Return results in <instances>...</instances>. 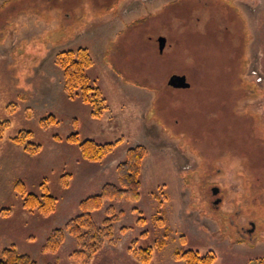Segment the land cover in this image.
<instances>
[{"label": "rangeland", "instance_id": "rangeland-1", "mask_svg": "<svg viewBox=\"0 0 264 264\" xmlns=\"http://www.w3.org/2000/svg\"><path fill=\"white\" fill-rule=\"evenodd\" d=\"M80 48L106 100L99 119L65 91L59 55ZM172 75L190 87H169ZM1 123L0 251L74 264L69 235L56 254L41 252L49 234L81 200L116 185L127 150L143 146L139 200L104 204L124 216L115 243L86 264H140L130 247H151L149 264H183L173 255L186 251L211 254L212 264H264V0H0ZM25 131L33 153L14 142ZM75 133L119 143L88 162L67 141ZM17 182L38 196L45 183L53 212L25 209ZM103 210L92 214L97 224Z\"/></svg>", "mask_w": 264, "mask_h": 264}, {"label": "trees", "instance_id": "trees-1", "mask_svg": "<svg viewBox=\"0 0 264 264\" xmlns=\"http://www.w3.org/2000/svg\"><path fill=\"white\" fill-rule=\"evenodd\" d=\"M58 64L64 72L65 91L68 97L72 98L75 95H79L81 101L89 105L92 118L99 119L102 117L107 110L106 100L98 88L92 87L87 78L86 70L93 64L88 51L80 48L76 51L62 52L59 55ZM55 121L54 117L43 119L41 120V125L43 128L48 127L53 125ZM5 127L6 123L0 124V138ZM30 137L31 133L29 131L19 132L14 142L19 146L25 147L24 150L33 153L39 147L30 142L27 143ZM67 141L71 144H77L81 157L93 163L100 162L119 143L117 141L99 144L90 139L80 141L76 133L67 137ZM145 156L146 149L143 146L128 149L124 160L116 167L117 184H105L99 193L81 200L78 205V214L68 220L62 227L54 229L49 234L41 248V252L56 254L66 235H69L76 243V248L69 258L74 264H86L101 251L106 242L113 245L115 243L113 239L114 224L120 221L124 216V212H116L113 205H108L105 208L104 204L119 203L121 200L135 203L139 200L141 166ZM45 186L46 184L43 183L41 187L42 193L38 196L26 193L23 184L17 182L15 190L18 191L25 209L28 211L36 210L42 215L53 212L56 199L47 193ZM102 209H104L105 217L100 224H97L92 214ZM132 211L138 215L136 225H145L146 219L142 217L141 212L136 209ZM127 229L121 228V231L125 232ZM164 245L165 240L160 241L156 247L161 249ZM129 252L140 264L150 263L152 257L151 247L140 250L137 255H134L135 249L133 247H130ZM173 257L182 261L183 264H212L214 260L211 254L201 256L194 251L175 252ZM0 264H37V262L27 254L18 253L13 247H10L0 251Z\"/></svg>", "mask_w": 264, "mask_h": 264}, {"label": "water", "instance_id": "water-1", "mask_svg": "<svg viewBox=\"0 0 264 264\" xmlns=\"http://www.w3.org/2000/svg\"><path fill=\"white\" fill-rule=\"evenodd\" d=\"M165 38L159 37L157 39L158 43V50L160 52L163 51L165 47ZM168 86L173 89H188L190 87V84L186 81V77L183 75H172L167 82ZM218 190L216 188L212 189V193L216 194Z\"/></svg>", "mask_w": 264, "mask_h": 264}, {"label": "crops", "instance_id": "crops-1", "mask_svg": "<svg viewBox=\"0 0 264 264\" xmlns=\"http://www.w3.org/2000/svg\"><path fill=\"white\" fill-rule=\"evenodd\" d=\"M137 93H140V92H137ZM142 93V95H144V98L145 97H149V93H147V92H141ZM143 97V96H142ZM170 264H180L179 262H177V261H173V262H171Z\"/></svg>", "mask_w": 264, "mask_h": 264}, {"label": "flooded vegetation", "instance_id": "flooded-vegetation-1", "mask_svg": "<svg viewBox=\"0 0 264 264\" xmlns=\"http://www.w3.org/2000/svg\"><path fill=\"white\" fill-rule=\"evenodd\" d=\"M249 232H250V230H249Z\"/></svg>", "mask_w": 264, "mask_h": 264}]
</instances>
